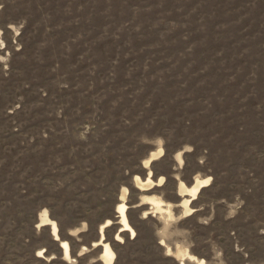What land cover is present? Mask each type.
<instances>
[{"label": "rangeland", "instance_id": "obj_1", "mask_svg": "<svg viewBox=\"0 0 264 264\" xmlns=\"http://www.w3.org/2000/svg\"><path fill=\"white\" fill-rule=\"evenodd\" d=\"M74 1L0 0V179L18 183L5 191L0 187V197L14 191L42 192L51 185L56 189L47 197H70L73 202L71 216L61 214V224L50 206L41 203L36 231L24 219L15 222L22 227L16 233L21 241L15 249L17 261L104 264L103 245L95 242L110 219L104 240L116 253L113 264H264V144L255 122H249L253 109L264 107V51L259 50L256 60L247 51L256 35L264 37V15L253 7L259 4L254 0H98L105 22L100 27L103 34L97 37H111L118 51L102 68L100 56L88 52L91 43H79L85 34L76 28L66 32L81 15V7L73 8L80 0ZM15 3L20 11H1ZM89 3L91 7L92 0ZM26 28L31 35L37 33L33 37H41L33 59L44 68L37 66L36 71L16 53ZM212 30L217 32L213 40L223 63L230 54L226 31L242 34L231 38L236 68L226 70L228 79L238 72H244L253 85L263 79L258 93L255 87L236 93L238 111L247 113L242 134L231 126L243 117L223 108L233 105L232 99L216 91L212 78H199L209 71L210 61L196 58L194 51L209 45L200 37L209 39ZM72 47L80 50L68 64ZM191 63L198 64L196 70ZM97 72L104 82L95 90L92 81ZM156 78L161 87L171 80L176 84L168 95L154 94L148 87ZM173 91L178 93L171 96ZM88 96L93 106L86 111L83 97ZM107 96L115 114L111 117L100 106ZM184 99L189 104L170 110L171 104ZM109 125L125 135L113 149L90 140L91 135L106 136L103 131ZM231 141H239L249 151L256 149L251 156L262 165L251 156L225 157ZM59 151L63 156L57 155ZM110 151L112 158L107 159ZM153 153L158 157L146 165ZM149 174L155 184L143 189L135 177L145 179ZM207 176L210 183L193 199L191 213L186 212L182 201L188 196L180 194V186ZM124 191L135 234L121 229L116 210ZM149 196L161 199L170 211L157 209ZM61 207L62 200L55 208L64 214ZM45 210L57 222L59 239L51 224L41 225ZM62 240L69 242L71 257L65 256ZM27 249L40 260L31 261Z\"/></svg>", "mask_w": 264, "mask_h": 264}, {"label": "trees", "instance_id": "obj_2", "mask_svg": "<svg viewBox=\"0 0 264 264\" xmlns=\"http://www.w3.org/2000/svg\"><path fill=\"white\" fill-rule=\"evenodd\" d=\"M105 2H107V0H103ZM186 0H184L185 2ZM76 2V0L73 2V4ZM89 0H80V3H75L73 5V8L75 9L76 7H81L82 10H80V12H78V15H80L79 13H81V15L79 16V19L77 21V23H73L72 25H69L66 28V32H70L71 28H76L78 29L77 32H80V34H85L84 36H82V39L79 40V43H84L86 42L91 43L90 44V48L88 52L94 53L95 55L100 56V58H98V61L103 65L102 68H106V63H107V58L111 57V59L115 56L118 55V51L116 49V45L114 44V42L112 41L111 37H107V38H100V40L98 39V34H103L102 29H100V27L102 26V23L105 22V18L104 16H101V12H100V8L98 7V0H92V6L88 7ZM253 4H259V6H253L254 10L256 11V13L258 14V10L261 12L260 15H264L263 10H264V0H254ZM19 5V4H18ZM20 6H17V3L15 4H8L6 7L4 6L2 8L1 11H8L7 9H9L10 11H14L16 9H18V11H20L22 8H19ZM13 8V9H12ZM259 15V14H258ZM259 19H261L259 17ZM257 19V20H259ZM100 23V24H99ZM99 24V25H98ZM75 25V26H73ZM98 27V29H97ZM239 31H235V32H227L226 31V37H227V42L228 45L230 46V54L228 53V57L226 59V62L223 63V57L219 56L217 54V43L215 42V40H213L214 38V34H216V31H211V34L208 35H212L211 37H208L209 39H207L205 36L201 35V39H203V42H209V45H205L207 46L206 48L203 47L202 49H195L194 51V55L196 56V58H200L202 60H209L210 61V66H209V71L207 72V74L205 75H200L199 78L202 77H209V79L212 78L213 81H211L212 85L216 86V91H219L220 93L223 94L222 97L227 98V99H232L233 101V105H224L223 108H225V110H235L237 111V115H239V117H243L241 123L240 121L238 123H236L235 125L231 126V128L233 127L236 131H238L239 134L245 133L246 129L242 124V122H244V118L246 116V112L238 111V106L237 105V100H238V95L236 97V93L240 92L243 89H248V88H256V92H259V88L260 86H263L262 82V78L259 77L258 78V84L253 85L254 83L249 82L246 79V74L244 72H238L236 73V77H234L233 79H228V74L226 73V70H228L229 67L231 68H236V61L234 58V52H233V46H234V42L232 43L231 38L232 37H242L241 33H238ZM31 31L26 29H23L21 31L20 34V38L22 40V46L21 48L16 52L17 55L19 56V58L22 60L23 62L29 63V66L32 65L34 67V71H36L37 66L41 69L44 68V66L42 64H39L38 62L35 63L33 57L37 56L36 53V49L35 45L39 43V39H41V37H33L36 34H32L31 35ZM73 33V32H72ZM39 35V32H38ZM253 36L256 35V33L252 34ZM98 36V37H97ZM250 36V35H249ZM248 36V37H249ZM259 37H257L256 35V39H254L251 42V48L248 51V54L250 56H253L252 58L254 60H256V57H258V52L259 50H263L264 51V47L262 45V43L264 42V37L258 35ZM93 37V39H91ZM217 41L218 38H216ZM70 45V44H69ZM39 53L41 52L42 49H44L43 46L39 47ZM71 53H68V58L66 59V62L68 64H70V62L72 60H74L73 58L76 56V54L78 53V50H80V48L78 50H76L74 47H72L71 49ZM85 51V49H84ZM38 52V51H37ZM41 56L39 55V58L37 57L36 60L40 59ZM94 59V58H92ZM106 62V63H105ZM221 64V65H220ZM192 66V70H196L198 64L197 63H191ZM13 70V68H12ZM262 72V71H261ZM90 78V77H88ZM92 78V77H91ZM100 78H102L101 72H97L96 76L93 77L94 81H92V83L94 84L95 90L98 89L100 87V82H104L103 79L101 80ZM104 78V75H103ZM155 79V78H153ZM151 80V84L148 87V91L152 92L154 94H159V95H168L170 93V89L175 86L176 84V80H171V81H167V84H165L163 87H161V82L158 81L159 79L156 78L157 80ZM197 80L196 78L194 79V81ZM117 80H114V82H112L113 84H115ZM106 83V82H105ZM112 83H106V86L109 84L110 86H113ZM161 87V88H158ZM108 92H110L111 90H107ZM177 91H173L171 96H174V94ZM76 94V99H77V95H80L78 91L74 92ZM178 93V92H177ZM257 93L254 92V94L256 96ZM106 96V95H105ZM259 97V96H258ZM257 98H252L253 100L251 101V103L254 104L255 99ZM80 98V97H79ZM110 96H107V98L103 100V105L100 104V106L102 107V110L106 111L105 115L110 114L111 115H115L114 111H113V107L111 106L110 101ZM82 99V98H81ZM83 99H86L85 101V108L87 109L86 111L90 110L92 108V104L88 101L89 96L88 97H83ZM187 100V101H186ZM1 101V98H0ZM190 101V100H189ZM188 99H184V100H179L177 102V104H171L170 106V110H175L177 107L182 106V105H186L189 104ZM251 104V105H253ZM211 105V104H210ZM250 105V104H248ZM247 105V106H248ZM264 107L260 110H256L253 109V115L254 117L252 118V121L250 119L249 122H255L257 128H256V133H259V136L261 138V142L264 144V112H263ZM169 110V111H170ZM244 113V114H243ZM108 116V115H107ZM226 118V117H225ZM232 118V117H231ZM106 119H108L111 122V118L107 117ZM59 121L65 122V120H63L62 118L59 119ZM249 124V123H248ZM191 125V124H190ZM190 125H186L187 128H190ZM113 125H109L108 126V130L107 131H103L106 133V136L101 137V138H94V135L90 136V140H98L95 141L99 144L102 145H110V147L113 149L114 147L116 148V145H118L119 143H121L124 140V136L125 135H120L119 132L115 129L112 128ZM126 128H128V126H126ZM63 130V129H61ZM95 132V131H94ZM58 140H62L58 139ZM88 143H86L85 145H87ZM227 148L226 150H228L227 154L229 153V155L227 154H223L226 155L225 157H231V154H235L237 153V156H241V157H245V156H251V154L256 150H252L249 151V149H247L248 147H246V145H241V143L234 142L231 141L230 144H227ZM209 150V148H208ZM166 153H168V148L166 147ZM215 153V149L212 151V154ZM63 153L61 151L57 152L58 156H63ZM218 154V153H217ZM36 156L41 157L42 159L45 158L47 155H41V154H36ZM107 159H111L112 158V151H110L109 155L106 156ZM254 162H258L262 165L261 160L252 157ZM264 164V161H263ZM18 183H16L14 180L10 181H6L4 179H0V187L2 188L3 191H5L7 189V187H14L15 185H17ZM46 190L42 191V192H35V193H29L27 191H24L22 193L18 192V191H14L12 192V195H1V199H0V214L2 215V223H0V232H2V230H6V233L4 234L3 232L0 233V236L3 237V239H0V264H20V262L17 261V257L18 254L16 253L15 249H17L18 246H20L21 241L18 238V236L16 235V233L18 232V230H20L22 227L20 226L19 229V225L15 224V222H18L21 219H24L25 223H29L30 227L33 228V230L36 231L35 228V223H36V217H37V212L38 209L40 207V203L41 204H48L50 206V211H51V215L56 217L58 219V221L61 224V214L62 216H69L70 212L73 211L72 206H73V202L72 200L69 198H64L61 199V197H55L52 196L54 200L50 199L51 197H47L49 192L54 189L55 187L50 186H46L45 187ZM56 189V188H55ZM62 200L63 203V207L59 208L61 209V211H64L65 213H59L58 210L55 208V206H57V204L59 203V201ZM71 216V214H70ZM14 222V223H13ZM19 223V222H18ZM139 239V237L136 236V238L134 239V242L137 241ZM25 244V243H24ZM27 253L32 255L31 261L35 259V261H39L40 259H38L33 250L32 249H27ZM38 264V263H37Z\"/></svg>", "mask_w": 264, "mask_h": 264}, {"label": "bare ground", "instance_id": "obj_3", "mask_svg": "<svg viewBox=\"0 0 264 264\" xmlns=\"http://www.w3.org/2000/svg\"><path fill=\"white\" fill-rule=\"evenodd\" d=\"M162 152H163V148H160V151L158 153L160 154ZM158 153H153L152 156L159 155ZM152 156H150L149 158H147L145 160L146 165H149L150 164L151 157ZM150 173H151V171H150ZM151 175L152 174H149V176L146 177L145 179H143V178L141 179L140 176L136 175L135 180L141 185V187L143 189H147L146 185L155 184V181L151 177ZM209 180H210V177L209 176L202 177V178L201 177H197L196 180L193 182L192 185H189L188 186V185L182 184L180 186V190H179L180 191V194L188 196V197H185L183 199V201H182V205L184 206L186 212L191 213V211H192L191 203H192L193 199H195L198 196L200 190L204 186H206V185H208V183H210ZM160 181H162V180H160ZM121 198H122L121 202L116 207V210L119 213L120 222L122 223V228L121 229L131 231L133 234H135L136 233L135 232V229L131 225V223L129 222V218H128V213H127L128 205H127V203L125 201V198H126V192L125 191L121 195ZM148 198L150 200H153L154 201L157 209L170 211L169 207H164L163 206L164 202L161 199L156 198L154 196H149ZM41 221L44 224L45 223H48V224H51L52 225V227L54 229V231H53L54 232V235L58 239L59 238V233H58V225H57V222L55 220L51 219L48 216L47 210H45L43 212ZM110 223H111V220L108 219L102 225V227L100 229V233H101L100 239H99L98 242H95L96 244L103 245V251L101 253V258L104 261V264H113V262L115 261V257H116V253H115L114 249L112 248V246L110 245V243L104 240V237H105L104 229H105V227L107 225H110ZM116 237L120 238L121 236L119 234H117ZM61 245L63 247L65 256L71 257V251H70L71 250V247H70L69 242L66 241V240H62ZM169 250H170V248H169ZM179 254H181V253H179ZM191 257H192V255H191Z\"/></svg>", "mask_w": 264, "mask_h": 264}, {"label": "water", "instance_id": "obj_4", "mask_svg": "<svg viewBox=\"0 0 264 264\" xmlns=\"http://www.w3.org/2000/svg\"><path fill=\"white\" fill-rule=\"evenodd\" d=\"M163 154H164V152L162 153V155H163ZM151 156H152V155H151ZM156 158H157V156H152V157H151V162H152L153 160H155ZM151 162H150V163H151ZM43 224H44V223H41V225H43ZM53 234H54V232H53ZM58 239H59V238H58ZM171 251H172V249L169 250V252H171Z\"/></svg>", "mask_w": 264, "mask_h": 264}]
</instances>
